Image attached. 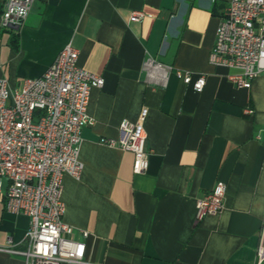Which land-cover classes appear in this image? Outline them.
<instances>
[{
	"label": "crops",
	"instance_id": "0c3cea01",
	"mask_svg": "<svg viewBox=\"0 0 264 264\" xmlns=\"http://www.w3.org/2000/svg\"><path fill=\"white\" fill-rule=\"evenodd\" d=\"M228 2L34 0L18 28L0 29V79L12 90L39 76L67 43L79 67L104 79L89 92L80 177L64 175L61 191L62 219L72 228L65 235L85 243L90 264H264L256 255L264 223V75L237 86L228 78L233 70L208 60ZM133 10L149 16L131 21ZM148 56L191 81L171 72L164 86L150 84ZM143 109L148 167L134 173L132 152L105 140L117 139L120 122L138 121ZM218 181L226 186L224 207L196 220V200ZM6 187L1 179L0 245L22 251L29 217L6 210ZM0 264L26 262L0 251Z\"/></svg>",
	"mask_w": 264,
	"mask_h": 264
},
{
	"label": "built area",
	"instance_id": "2783aa9c",
	"mask_svg": "<svg viewBox=\"0 0 264 264\" xmlns=\"http://www.w3.org/2000/svg\"><path fill=\"white\" fill-rule=\"evenodd\" d=\"M33 1L4 0L0 29L18 28ZM146 16L149 14L142 10H133L129 19L139 22ZM77 58V49L67 43L39 76L25 79L20 90L10 89L7 81L0 79V181L7 182L5 208L29 217L26 249L0 245V251L20 253L26 264H90L84 260L85 243L65 235L72 228L62 219L65 204L61 191L64 175L80 177V133L89 122V92L92 87H101L104 79L79 67ZM208 60L233 70L228 78L237 86L249 87L253 78L264 75V0H229ZM143 70L152 85L164 86L171 72L185 83L191 81L188 72L174 70L152 56L144 60ZM204 83L205 77L200 75L193 87L200 91ZM145 115L143 109L138 121L122 120L119 137L105 140L109 146L132 152L134 173L148 167L142 127ZM225 192V183L218 181L198 198L196 220L219 212L224 207ZM256 255L257 262L264 259V223Z\"/></svg>",
	"mask_w": 264,
	"mask_h": 264
},
{
	"label": "rangeland",
	"instance_id": "374dc122",
	"mask_svg": "<svg viewBox=\"0 0 264 264\" xmlns=\"http://www.w3.org/2000/svg\"><path fill=\"white\" fill-rule=\"evenodd\" d=\"M6 80V79H5Z\"/></svg>",
	"mask_w": 264,
	"mask_h": 264
}]
</instances>
